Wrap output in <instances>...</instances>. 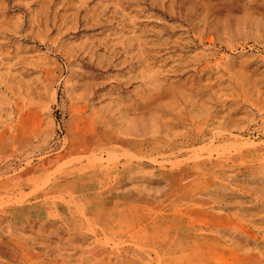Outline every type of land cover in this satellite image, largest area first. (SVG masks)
Here are the masks:
<instances>
[{
	"label": "rangeland",
	"instance_id": "1",
	"mask_svg": "<svg viewBox=\"0 0 264 264\" xmlns=\"http://www.w3.org/2000/svg\"><path fill=\"white\" fill-rule=\"evenodd\" d=\"M0 264H264V0H0Z\"/></svg>",
	"mask_w": 264,
	"mask_h": 264
}]
</instances>
